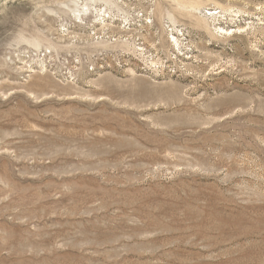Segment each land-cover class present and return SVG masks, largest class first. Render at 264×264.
Returning a JSON list of instances; mask_svg holds the SVG:
<instances>
[{"label": "rangeland", "instance_id": "obj_1", "mask_svg": "<svg viewBox=\"0 0 264 264\" xmlns=\"http://www.w3.org/2000/svg\"><path fill=\"white\" fill-rule=\"evenodd\" d=\"M0 264H264V0H0Z\"/></svg>", "mask_w": 264, "mask_h": 264}]
</instances>
